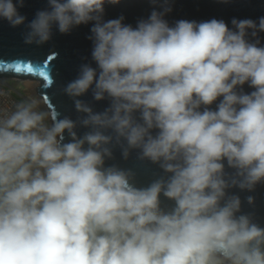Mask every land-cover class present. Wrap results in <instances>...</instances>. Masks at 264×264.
Instances as JSON below:
<instances>
[{
    "label": "clouds",
    "instance_id": "1",
    "mask_svg": "<svg viewBox=\"0 0 264 264\" xmlns=\"http://www.w3.org/2000/svg\"><path fill=\"white\" fill-rule=\"evenodd\" d=\"M119 3L47 0L27 24L24 43L43 45L54 26L94 22L97 68L82 65L63 89L85 114L78 121L44 104L50 76L18 78L35 75L31 60L0 80V264H264V228L226 193L264 182V17L170 26L169 0H150L162 11L133 28L103 20L105 4ZM22 7L0 0V19L24 24ZM90 88L110 101L103 112L77 99ZM78 125L89 131L78 136ZM116 146L165 176L136 187L131 170L105 166Z\"/></svg>",
    "mask_w": 264,
    "mask_h": 264
},
{
    "label": "water",
    "instance_id": "2",
    "mask_svg": "<svg viewBox=\"0 0 264 264\" xmlns=\"http://www.w3.org/2000/svg\"><path fill=\"white\" fill-rule=\"evenodd\" d=\"M13 2L15 3L16 0ZM169 2L172 10L164 16V19L170 26L179 20L201 22L217 19L225 21L232 29L233 18L251 19L258 23L259 18L264 17V0H227V2L223 0H169ZM47 6V0H24V7L18 8V11L26 17V21L15 28L11 27L6 20L0 19V77L13 75L20 61L31 60L35 75H20L19 77L34 78L42 84L44 78L40 76V73L43 72L45 76H50L54 80L53 85L48 89H42L46 105L53 113L58 112L61 117L66 116L73 121H78L85 114L76 110L73 98L66 95L63 89L78 77L82 65L88 64L97 68L92 59L93 42L89 39L94 22L90 21L87 24L76 26L67 34L60 33L54 26L52 38L47 43L43 45L25 44L23 37L28 31L27 24L34 19L37 11ZM104 8V21L123 16L122 23L131 25L133 28L137 26L139 20L147 19L154 9L162 11L159 4L154 6L150 0H120L119 4H105ZM248 38L253 42L256 39L251 35ZM257 38L260 45L264 46V32H259ZM20 66L23 70V65ZM37 88L40 93L41 89ZM253 90L248 84L243 85L245 93ZM77 99L88 104L96 113L103 112L110 106L107 98L100 101L95 100L91 88ZM217 103H219V98L210 107L215 110ZM75 131L78 136H83L89 129L78 125ZM155 131L153 130L154 135ZM69 140L70 137L65 132V142ZM112 151L113 157L106 159L105 166L116 165L121 169L131 170L135 174L136 187H147L153 180L165 176L158 164L140 160L138 149L131 150L127 159L123 158L122 149L119 146L114 147ZM224 164L226 172L234 171L227 166L226 160ZM226 193L228 196L236 195L240 198L241 211L237 215L249 214L253 222L264 228V182L258 183L251 191L231 187L226 190ZM249 196L254 198L251 204L248 203ZM160 200L162 208L170 209L174 205L173 201L163 195Z\"/></svg>",
    "mask_w": 264,
    "mask_h": 264
},
{
    "label": "bare ground",
    "instance_id": "3",
    "mask_svg": "<svg viewBox=\"0 0 264 264\" xmlns=\"http://www.w3.org/2000/svg\"><path fill=\"white\" fill-rule=\"evenodd\" d=\"M4 77H6V78H4ZM4 77H0V80H4V79H9V80H11V79H13V75H7V76H4ZM18 78H19V79H23V80H27V81H32L33 83H37V84H39V82H38L36 79H34V78H28V77H18ZM35 91H36L37 93H39V92H38V88H36ZM43 101H44V99H43ZM44 104L46 105L45 101H44Z\"/></svg>",
    "mask_w": 264,
    "mask_h": 264
},
{
    "label": "rangeland",
    "instance_id": "4",
    "mask_svg": "<svg viewBox=\"0 0 264 264\" xmlns=\"http://www.w3.org/2000/svg\"><path fill=\"white\" fill-rule=\"evenodd\" d=\"M4 78H6V77H4Z\"/></svg>",
    "mask_w": 264,
    "mask_h": 264
}]
</instances>
